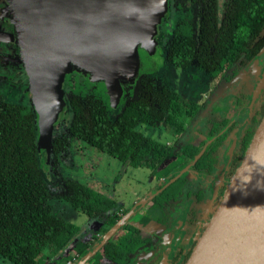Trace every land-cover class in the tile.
<instances>
[{"label": "flooded vegetation", "instance_id": "1", "mask_svg": "<svg viewBox=\"0 0 264 264\" xmlns=\"http://www.w3.org/2000/svg\"><path fill=\"white\" fill-rule=\"evenodd\" d=\"M167 1L154 24L163 64L123 83L114 102L78 72L61 81L64 104L52 140L64 143L55 158L51 149L52 189L38 169L53 212L73 227L34 264H156L166 255L167 264H184L240 163L264 114V0ZM2 33L15 35L13 25L0 21V106H27L37 125L18 48ZM166 64L172 73H163ZM73 77L90 91H73ZM82 95L106 105L121 133L116 153L69 133L70 100ZM75 141L117 161L110 180L98 172L99 159L84 166L73 160ZM71 183L98 200L71 204Z\"/></svg>", "mask_w": 264, "mask_h": 264}, {"label": "water", "instance_id": "2", "mask_svg": "<svg viewBox=\"0 0 264 264\" xmlns=\"http://www.w3.org/2000/svg\"><path fill=\"white\" fill-rule=\"evenodd\" d=\"M167 0H0V21L13 25L38 114V167L52 189V137L72 71L106 88L114 102L123 83L158 68L154 24ZM160 62V63H159ZM159 63V64H158ZM161 257L156 264H167ZM184 264H264V114L225 191Z\"/></svg>", "mask_w": 264, "mask_h": 264}, {"label": "trees", "instance_id": "3", "mask_svg": "<svg viewBox=\"0 0 264 264\" xmlns=\"http://www.w3.org/2000/svg\"><path fill=\"white\" fill-rule=\"evenodd\" d=\"M70 106L69 133L116 153L121 133L107 117L106 105L91 95H82L73 96ZM37 135L30 108L15 103L0 106V257L11 264H34L44 248L61 247L73 227L49 204L50 195L37 164ZM63 143L64 138H53L54 158ZM77 187H72L74 191L68 196L71 204L87 206L98 200L90 189Z\"/></svg>", "mask_w": 264, "mask_h": 264}, {"label": "rangeland", "instance_id": "4", "mask_svg": "<svg viewBox=\"0 0 264 264\" xmlns=\"http://www.w3.org/2000/svg\"><path fill=\"white\" fill-rule=\"evenodd\" d=\"M159 57H161L160 62L163 64L164 61L162 60V56H161V54L158 51V55L156 57V60L157 61H158V58ZM165 66H167V64ZM162 70H163V73L165 71H167L169 73L171 72V70L169 69L168 66H167V68L166 67H163ZM71 80H69V82L71 81V83H72V89H73V91L78 92V93H83V92L90 91V90H88L87 85L85 87V85H83L81 83L82 81L80 80V78H78V77L77 78L76 77L74 78L73 77ZM194 91L196 92L197 90L195 89ZM187 96L189 97V95H187ZM79 144L80 143L77 142V141L73 142V151L77 149L75 151L76 155L75 154H72L73 160H75L76 162H78V164H81V165L84 166L86 164L88 165L89 163H96L98 161V159H99V162H98V165H97L98 166V172L99 173H102V171L105 170L106 180H108V179L110 180L112 171H115L114 169L117 168V161L116 160L115 161L112 160L109 156H107L104 153L99 152V154H98V152L96 150L92 149L89 146H85V145L79 146ZM98 155H99V158H98ZM66 162H68V161H66ZM84 168H85L86 172H88L87 167H84ZM140 225H143V224H140ZM143 226L145 227V225H143Z\"/></svg>", "mask_w": 264, "mask_h": 264}]
</instances>
